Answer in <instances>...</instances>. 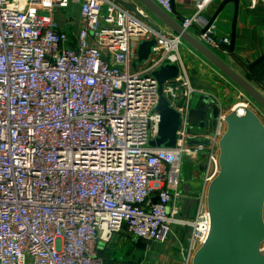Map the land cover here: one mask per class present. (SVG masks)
Masks as SVG:
<instances>
[{
	"label": "built area",
	"instance_id": "2783aa9c",
	"mask_svg": "<svg viewBox=\"0 0 264 264\" xmlns=\"http://www.w3.org/2000/svg\"><path fill=\"white\" fill-rule=\"evenodd\" d=\"M151 1L175 14L171 0ZM217 1L198 0L180 26L198 27L204 46L227 54L230 39L218 38L205 18ZM74 4L82 22L76 38L54 18ZM152 40L153 53L134 67L140 43ZM184 42L145 11L131 14L114 0H0V264H105L100 244L125 232L166 243L172 226L191 229L185 264H192L211 231L206 190L220 171L226 117L209 148L188 147L194 90ZM166 64L180 68L165 94L182 116L177 145L167 150L149 146L161 122L153 74ZM238 95L232 112L264 116L244 91ZM203 158L206 189L196 218L179 221L188 199L183 161Z\"/></svg>",
	"mask_w": 264,
	"mask_h": 264
},
{
	"label": "water",
	"instance_id": "95a60500",
	"mask_svg": "<svg viewBox=\"0 0 264 264\" xmlns=\"http://www.w3.org/2000/svg\"><path fill=\"white\" fill-rule=\"evenodd\" d=\"M114 1L133 14L138 13L133 5L123 0ZM139 1L264 109V96L249 81L184 31L177 21L151 0ZM171 1L175 13V0ZM229 3H234L237 10L240 0H224L210 24ZM235 28L236 16L232 49ZM155 46V40L141 42L137 51L138 60L133 66L145 64ZM179 75L180 68L175 64H166L153 74L158 83L159 102L156 110L161 117L158 136L149 144L153 149H174L177 145L182 116L166 96L165 87L175 82ZM187 145L206 149L211 146V141L208 137L193 136L187 140ZM219 168V174L208 186L206 194L211 231L205 244L194 253L192 264H264V253L261 251L264 244V123L253 110L246 109L243 115L232 112L226 117V130L219 141ZM176 219L181 221L183 218L179 215Z\"/></svg>",
	"mask_w": 264,
	"mask_h": 264
},
{
	"label": "crops",
	"instance_id": "0c3cea01",
	"mask_svg": "<svg viewBox=\"0 0 264 264\" xmlns=\"http://www.w3.org/2000/svg\"><path fill=\"white\" fill-rule=\"evenodd\" d=\"M123 1L133 5L137 11H145L159 29L171 31L139 0ZM197 1L175 0L176 12L172 18L180 24L184 18L192 16L194 4ZM223 2L224 0L217 1L209 8L205 16L209 22L215 17ZM119 5L125 8L123 5ZM125 9L128 10L127 8ZM128 12L133 14L130 10ZM235 16L236 35L234 48H231L230 43V47L227 48V54L219 51L214 54L226 62L241 77L249 81L264 96V60L260 61L264 57V6L259 4L255 9H251L249 4L240 1L236 10L234 3L226 5L213 23L217 27L216 35L218 38H229L230 42H232ZM54 18L72 38L79 36L82 29L80 5L74 4L65 11H57ZM188 32L199 40L201 31L198 27L192 28ZM182 59L191 88L196 95V98L191 101L188 115V121L191 125L190 131L194 136L212 137L218 128L223 126L220 116L227 117L230 115L233 107L228 108L227 105L225 108L221 103V98H224V96H222L220 89L221 81L219 79L220 75L216 72L217 68L197 53L189 44L186 45L183 51ZM258 61L260 62L258 63ZM255 63L258 64L252 67ZM231 87L236 89L235 85H231ZM203 160L205 166L197 167L195 163L197 169L194 171V181L192 183V186H195V190L193 191L191 187H184L186 195L190 196L182 203V218L188 222L194 221L198 210L199 198L202 197L206 189L204 179L207 172V161L204 158ZM192 212H194V218L192 217ZM175 227L185 228L184 226ZM188 232L190 236L191 229ZM174 233L175 236L168 244H151L131 237L125 232L115 236L109 245L100 244L98 250L101 257L105 260V264H185L189 237L182 236L178 230ZM130 254L136 257L135 262L132 261L134 259L126 261L125 256Z\"/></svg>",
	"mask_w": 264,
	"mask_h": 264
},
{
	"label": "rangeland",
	"instance_id": "374dc122",
	"mask_svg": "<svg viewBox=\"0 0 264 264\" xmlns=\"http://www.w3.org/2000/svg\"><path fill=\"white\" fill-rule=\"evenodd\" d=\"M186 45L187 44L184 42V45L181 47V53L182 54H183V51L186 48ZM216 72H217L218 75H220L219 76V79L221 81V83H220V89H221V92H222V96H224V98H221L222 105L225 108H226L227 105H228V108L229 107L231 108V107H234L237 104H240L242 102V99H239V95H238V90L240 88L236 84H234L229 78H227L219 69H217ZM231 83H233V84H231ZM231 85H235L236 89H234L233 87H231ZM195 98H196V95L194 94L192 96V100L191 101H193ZM261 116H260V118H261L262 122L264 123V116L263 115H261ZM198 160H196L194 162L191 159H184L183 164H182V170H183L182 179L184 180V183L182 184V186L184 185V187L185 186L191 187L193 191L195 190V186H192V183L194 181L193 180V178H194V171L197 169L195 163L197 164V167L205 166V162H204L203 159H201L203 161H201V160L198 161ZM186 196H188V195H186ZM192 217L194 218V212H192ZM195 218H196V215H195ZM176 228L177 227L172 226V232L173 233L174 232H177V230H178V231L181 232V235L182 236H184L186 238L189 237V234H188L189 232L188 231L190 230V228H188V227H185V228H177V230H176ZM173 233H171L170 237L166 241L167 243H165V244H168V242H170L173 239V236H175V233H174V235H173ZM125 257L127 259L126 261H129V259H134V260H132L134 262L136 261L135 260L136 257L133 256L132 254H130L129 256L126 255Z\"/></svg>",
	"mask_w": 264,
	"mask_h": 264
},
{
	"label": "trees",
	"instance_id": "16d2710c",
	"mask_svg": "<svg viewBox=\"0 0 264 264\" xmlns=\"http://www.w3.org/2000/svg\"><path fill=\"white\" fill-rule=\"evenodd\" d=\"M99 256H101L100 252H99ZM103 258V257H102Z\"/></svg>",
	"mask_w": 264,
	"mask_h": 264
},
{
	"label": "bare ground",
	"instance_id": "6f19581e",
	"mask_svg": "<svg viewBox=\"0 0 264 264\" xmlns=\"http://www.w3.org/2000/svg\"><path fill=\"white\" fill-rule=\"evenodd\" d=\"M243 111H241V113H242Z\"/></svg>",
	"mask_w": 264,
	"mask_h": 264
}]
</instances>
